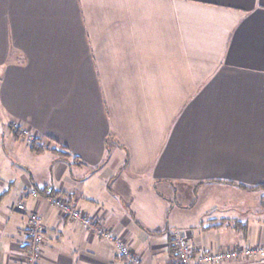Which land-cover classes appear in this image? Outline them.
I'll return each instance as SVG.
<instances>
[{"label": "crops", "instance_id": "0c3cea01", "mask_svg": "<svg viewBox=\"0 0 264 264\" xmlns=\"http://www.w3.org/2000/svg\"><path fill=\"white\" fill-rule=\"evenodd\" d=\"M0 125V264L25 263L32 213L41 264L117 260L51 195L141 264H179L176 233L194 255L264 246V3L0 0Z\"/></svg>", "mask_w": 264, "mask_h": 264}, {"label": "built area", "instance_id": "2783aa9c", "mask_svg": "<svg viewBox=\"0 0 264 264\" xmlns=\"http://www.w3.org/2000/svg\"><path fill=\"white\" fill-rule=\"evenodd\" d=\"M22 133L26 135L28 132L22 129ZM33 140L34 138L30 137L27 143L30 145ZM33 195L37 197L39 193L35 191ZM51 203L53 206L57 207L64 216L78 222L83 228L94 229L99 238L104 239L114 247L117 260H114L111 264H141L139 256L130 245L113 233L98 226L97 222L84 211L75 208L71 203H67L61 197L51 198ZM18 209L24 210L25 206L20 203ZM45 231L46 228L43 218L37 213L30 214L27 227L28 246L25 251L24 264H41ZM173 244L174 253L179 264H224L226 262L264 264V246L262 245L254 247L240 246L233 249L194 255L188 236L179 233L173 236Z\"/></svg>", "mask_w": 264, "mask_h": 264}, {"label": "trees", "instance_id": "16d2710c", "mask_svg": "<svg viewBox=\"0 0 264 264\" xmlns=\"http://www.w3.org/2000/svg\"><path fill=\"white\" fill-rule=\"evenodd\" d=\"M9 129L11 130L12 133H14V136L19 137V138L22 137L26 140V137L22 133V129L19 126L15 127L14 125H12L9 127ZM38 144H39L38 140H34L33 143L30 144V148H31V151H33L34 153L40 154V153L44 152L45 150H44L42 145H40V144L38 145ZM58 154H59L60 158H62L63 160L69 161V157H68L66 152L59 151ZM262 189L264 190V187H262ZM40 194H42V191H40ZM51 198H54V196L51 195ZM236 225H237V227H239V229H241L240 227H242V223L237 222ZM241 231H243V233H245L246 229L245 230L241 229Z\"/></svg>", "mask_w": 264, "mask_h": 264}, {"label": "rangeland", "instance_id": "374dc122", "mask_svg": "<svg viewBox=\"0 0 264 264\" xmlns=\"http://www.w3.org/2000/svg\"><path fill=\"white\" fill-rule=\"evenodd\" d=\"M0 133H2V126L0 125ZM27 135V136H26ZM26 135H24L25 137H26V140H25V143H23V142H21L22 144H23V146H24V148L26 149V150H28V148L26 147V143H27V141H28V138H30V137H32V135L31 134H29V133H27ZM34 140H36V139H34ZM33 140V141H34ZM33 143V142H32ZM2 144H3V139H2V136H0V152H3V148H2ZM28 144V143H27ZM8 150V152H10L9 150V148L7 149ZM13 156L14 155H16V153H11ZM26 153H23V155L24 156H22V155H20V161L21 162H23L24 164H26V165H28L29 167L31 166V167H33V165H34V163H33V161L36 163V167H38V161L36 160V159H31V157H29V155H25ZM33 160V161H32ZM260 209H262V211H263V209H264V206H261L260 207ZM257 211V210H256ZM244 223L246 222V221H244V220H242ZM243 223V224H244ZM185 235V234H184ZM187 236V235H186ZM188 238H189V236H188ZM190 240V239H189Z\"/></svg>", "mask_w": 264, "mask_h": 264}, {"label": "snow or ice", "instance_id": "6c2138e0", "mask_svg": "<svg viewBox=\"0 0 264 264\" xmlns=\"http://www.w3.org/2000/svg\"><path fill=\"white\" fill-rule=\"evenodd\" d=\"M262 3H264V0H262Z\"/></svg>", "mask_w": 264, "mask_h": 264}]
</instances>
